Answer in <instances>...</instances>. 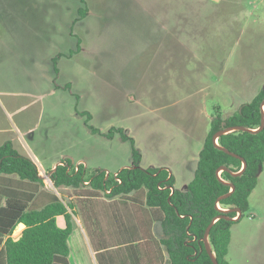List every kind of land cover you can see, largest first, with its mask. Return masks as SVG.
Instances as JSON below:
<instances>
[{
  "label": "rangeland",
  "instance_id": "374dc122",
  "mask_svg": "<svg viewBox=\"0 0 264 264\" xmlns=\"http://www.w3.org/2000/svg\"><path fill=\"white\" fill-rule=\"evenodd\" d=\"M82 6L0 0V145L10 140L31 157L54 189L45 168L61 160L129 165V143L104 135L121 127L143 167L168 169L185 189L211 117L264 85V0H85L74 22ZM248 202L231 226L229 264H264V165ZM77 238L73 231L68 264H93Z\"/></svg>",
  "mask_w": 264,
  "mask_h": 264
},
{
  "label": "trees",
  "instance_id": "16d2710c",
  "mask_svg": "<svg viewBox=\"0 0 264 264\" xmlns=\"http://www.w3.org/2000/svg\"><path fill=\"white\" fill-rule=\"evenodd\" d=\"M78 8L75 21L85 17L87 8ZM79 48L77 41L76 49ZM76 50H70V55ZM52 58L54 81L59 75L58 60ZM60 87V85H57ZM68 88V84L65 85ZM264 85L247 102L227 116L220 113L209 121V130L197 154L196 167L185 189L175 186V176L166 168L143 167L142 154L133 137L121 127H111L104 135L130 146L131 163L108 171L61 160L47 168L54 189L69 188L71 199L46 187L35 161L21 154L10 140L0 145V264H67L68 239L78 216L98 264H213L203 236L212 220L208 240L219 264L226 259L231 226L249 208V196L256 187L264 165V127L257 132L234 130L212 135L230 126L257 129L261 123ZM92 131H98L87 123ZM242 159L246 166L242 169ZM221 167H226L220 170ZM225 182L233 183L234 190ZM232 208H239L241 215ZM228 209V212L223 210ZM62 216L64 226L57 223ZM235 218V219H234ZM23 222L20 237L12 236ZM160 226L156 238L153 223Z\"/></svg>",
  "mask_w": 264,
  "mask_h": 264
},
{
  "label": "water",
  "instance_id": "95a60500",
  "mask_svg": "<svg viewBox=\"0 0 264 264\" xmlns=\"http://www.w3.org/2000/svg\"><path fill=\"white\" fill-rule=\"evenodd\" d=\"M261 106H262V116H261V123H260V126L257 128V129H249V128H246L244 126H240V125H236V126H230V127H226V128H223V129H220L218 130L217 132H215L213 135H212V141L213 143L218 146L220 149H223L225 152L227 153H230L234 156H238L237 154L229 151L228 149L220 146L218 144V137L224 133H227V132H230V131H234V130H243V131H250V132H257L259 130H261L263 127H264V100L261 102ZM61 164H63L62 162H59ZM59 163H56V165L54 166V168L59 164ZM242 163H243V166H242V169L237 172V173H232L233 175H237L239 174L243 169L244 167L246 166V161H244L242 159ZM53 168V169H54ZM52 169V170H53ZM226 169V167H221L220 170H224ZM108 173V171H107ZM47 176L49 175V173L46 174ZM226 184H228L230 186V191L228 193H226L225 195H223L222 197H226L228 196L235 188L234 184L233 183H229V182H225ZM231 210L235 211L237 213V216L235 218H238L240 215H241V210L239 208H232ZM224 212H228L229 210L228 209H225L223 210ZM221 217H224L226 219H231L230 217H227L225 215H220V216H217L215 217L212 222L207 226L206 230H205V233H204V236H203V242H204V246H205V249H206V252L207 254L209 255L211 261L213 264H219L217 259H216V256L210 246V243H209V240H208V234H209V231H210V228L212 226V224L215 222L216 219H219ZM234 218V219H235ZM19 226H23V228L25 227V224L23 222H19L16 226H15V229L16 230ZM20 237V235L16 238L18 239Z\"/></svg>",
  "mask_w": 264,
  "mask_h": 264
},
{
  "label": "crops",
  "instance_id": "0c3cea01",
  "mask_svg": "<svg viewBox=\"0 0 264 264\" xmlns=\"http://www.w3.org/2000/svg\"><path fill=\"white\" fill-rule=\"evenodd\" d=\"M200 150V149H199ZM36 163V162H35ZM37 164V163H36ZM56 164H51L49 167H46L45 168V170L47 169V168H51V170L54 168V166H55ZM86 165V164H85ZM43 168H44V166L43 165H41ZM38 167V166H37ZM38 170H39V168H38ZM108 170V169H107ZM46 172V171H45ZM170 173H172V172H170ZM39 174H40V172H39ZM173 174V173H172ZM41 175V174H40ZM174 175V174H173ZM175 176V175H174ZM176 180V179H175ZM191 180V179H190ZM189 180V181H190ZM188 181V182H189ZM45 183V182H44ZM45 186H46V184H45ZM175 186H176V184H175ZM46 187H48V186H46ZM177 187V186H176ZM49 188H51V187H49ZM179 188V187H178ZM53 189V188H52ZM58 194H59V192L57 191V189H54ZM60 195V194H59ZM69 199H71V195L68 197ZM3 202H4V198L3 197H1L0 196V206L3 204ZM78 217V216H77ZM73 218H74V221H75V215H73ZM79 218V217H78ZM79 221H80V219H79ZM57 223H58V225L59 226H61V227H63L64 226V220H63V217L62 216H58L57 217ZM80 225H81V229H82V231H83V234L84 235H82L81 233V235L79 234V231H78V226H75V222H74V229H73V231H76V233H77V235H78V238H79V241H81L82 242V244H83V246H84V248H85V250H86V252L88 253V255H90L91 256V258H92V260H93V264H98L97 263V260H96V255H95V252H94V250H93V248H92V245H91V243H90V240H89V238H88V236H87V233H86V231H85V229L83 228V226H82V223H81V221H80ZM152 227H153V232H154V235H155V237L156 238H159V236H160V226H159V232H158V234L156 233V231H154V223H153V225H152ZM73 231H72V233H73ZM71 233V234H72ZM71 234H70V236H71ZM70 236H69V239H68V244H69V248H70V252H71V245H70ZM77 238V239H78ZM69 255H70V253H69ZM68 264V263H67Z\"/></svg>",
  "mask_w": 264,
  "mask_h": 264
},
{
  "label": "built area",
  "instance_id": "2783aa9c",
  "mask_svg": "<svg viewBox=\"0 0 264 264\" xmlns=\"http://www.w3.org/2000/svg\"><path fill=\"white\" fill-rule=\"evenodd\" d=\"M43 177V176H42ZM47 177V179L50 181V179H49V177L48 176H46ZM43 180H44V177H43ZM51 182V181H50ZM52 184V183H51Z\"/></svg>",
  "mask_w": 264,
  "mask_h": 264
},
{
  "label": "bare ground",
  "instance_id": "6f19581e",
  "mask_svg": "<svg viewBox=\"0 0 264 264\" xmlns=\"http://www.w3.org/2000/svg\"><path fill=\"white\" fill-rule=\"evenodd\" d=\"M22 227H23V226H19L18 228H22ZM18 228H17V229H18Z\"/></svg>",
  "mask_w": 264,
  "mask_h": 264
}]
</instances>
